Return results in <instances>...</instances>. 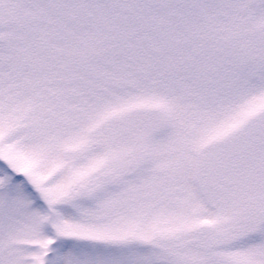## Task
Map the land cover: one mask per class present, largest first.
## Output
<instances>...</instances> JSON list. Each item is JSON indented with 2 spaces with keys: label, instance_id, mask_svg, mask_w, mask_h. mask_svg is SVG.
<instances>
[{
  "label": "snow or ice",
  "instance_id": "snow-or-ice-1",
  "mask_svg": "<svg viewBox=\"0 0 264 264\" xmlns=\"http://www.w3.org/2000/svg\"><path fill=\"white\" fill-rule=\"evenodd\" d=\"M0 264H264V0H0Z\"/></svg>",
  "mask_w": 264,
  "mask_h": 264
}]
</instances>
